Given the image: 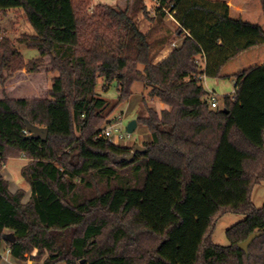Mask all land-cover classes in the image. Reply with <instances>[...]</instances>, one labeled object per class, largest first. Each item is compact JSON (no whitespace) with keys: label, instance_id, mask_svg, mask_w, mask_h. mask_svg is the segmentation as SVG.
<instances>
[{"label":"trees","instance_id":"trees-1","mask_svg":"<svg viewBox=\"0 0 264 264\" xmlns=\"http://www.w3.org/2000/svg\"><path fill=\"white\" fill-rule=\"evenodd\" d=\"M167 1L156 15H174L181 42L154 62L165 44L154 47L128 8L102 3L86 15V0H0L1 13L22 10L34 32L0 36V250L12 259L264 264V206L251 201L264 182V0ZM16 46L39 56L25 61ZM202 77L233 79L235 92L212 109ZM98 79L115 85L119 104L140 82L167 106L138 117L149 139L131 159L134 146L100 136L108 103ZM27 124L46 138H31ZM9 159L24 160L25 202L1 174ZM99 180L103 193L80 196ZM227 213L245 218L218 246L211 237Z\"/></svg>","mask_w":264,"mask_h":264},{"label":"rangeland","instance_id":"rangeland-1","mask_svg":"<svg viewBox=\"0 0 264 264\" xmlns=\"http://www.w3.org/2000/svg\"><path fill=\"white\" fill-rule=\"evenodd\" d=\"M88 4L86 6H83V11L82 13L86 15H90L94 13L96 10V6L98 4H107L110 5L113 8H116L117 10H124L128 8V15L132 13L133 10V3L134 0H86ZM142 3H137L135 5V9L132 16L134 17V22H136L138 29L143 32L144 34L147 35L148 39L150 42L154 43V47L158 48L159 45L165 44L164 45V50L167 49H173L177 45L180 44L181 38L177 35V25L176 21L174 19L173 14H167L166 18L163 21H159V16L156 15V8L159 7L160 5V0H142ZM169 2V0L167 1ZM169 4V3H168ZM144 8V9H140ZM166 8V5L163 6V9ZM139 9V10H138ZM20 10V9H19ZM165 12H167V9H165ZM18 13V12H17ZM14 14L12 17L13 21L19 20L18 15L21 13V10L19 14ZM21 15V14H20ZM25 27L23 32L24 34H33V29L31 26L24 21L23 18L19 20ZM4 25V19L2 16H0V27ZM14 29V28H13ZM9 29V32L6 33L7 30L2 31L0 29V36H8L10 38H13L15 35L18 34L17 29ZM120 30L117 28L112 29L113 34H119ZM20 34V33H19ZM14 39V38H13ZM170 47V48H169ZM18 49L24 59L26 61L32 60L37 58L38 52L35 49H29L26 48L25 46H18ZM159 52V54L155 57L154 62H160L158 60V57L161 55L163 52ZM140 69H142V66H139ZM54 75H49L48 78L46 79V86H44V92L48 87L50 86V81L48 80ZM98 81V87H97V93L99 94V97L106 99L107 101V107L104 111V117L107 119L105 122H103L102 129L107 125V124H113L114 122H117L122 120L121 122V128L122 131H126V126L127 124L135 120L137 122L138 117L145 116L147 115V112H145L146 107L155 109L158 113H160V103L156 98H151L148 96L149 89L146 88L142 83L136 82L132 88H131V98L127 102L118 103V96L116 92V87L115 85H109L107 90H103L102 88V81L100 79ZM202 84L206 88L209 94V100L211 97L217 98L218 104L215 109L218 107H221V97L223 95H232L233 89H234V82L232 80H223V79H213V78H204L202 77ZM42 93V96H45V93ZM137 129L135 132L130 134L129 139H123L122 142H117L113 141L111 142L112 144L116 146H129L134 148L136 146H142V142L145 140L149 139L148 132L146 128H144L141 125H138L137 122ZM24 160L23 159H9L6 164H4V167L2 169L4 176L7 177V179L10 182L11 189L15 188H26L21 176H20V168L23 165ZM1 171V172H2ZM121 177L128 178L130 180H133V177L131 176L129 171H122L119 173ZM123 177V178H124ZM113 185H121L119 184L118 180H114ZM106 189V184L99 180L98 182H94V186H92L90 189L87 187H80L77 191L80 194V196H83V198H91L92 196H95L96 194L103 193V191ZM253 192H252V198L251 201L253 205L256 208H261L264 206V182H261L259 184H256L253 187ZM28 198V193L27 196L24 199V202ZM245 216L239 213H227L223 215L222 217L219 218L216 227L213 231L212 237L213 238V243L218 245V246H228L229 245V240L226 237V231L235 226V224L241 222L244 220ZM154 243L148 242L146 246L148 245H153ZM143 245L142 249L146 247ZM146 247V248H147ZM2 257L5 259L1 260L0 264H42L43 260L40 262H18L14 259H12L9 254H2ZM64 264V263H60ZM79 264V263H77Z\"/></svg>","mask_w":264,"mask_h":264},{"label":"crops","instance_id":"crops-1","mask_svg":"<svg viewBox=\"0 0 264 264\" xmlns=\"http://www.w3.org/2000/svg\"><path fill=\"white\" fill-rule=\"evenodd\" d=\"M18 12V13H17ZM19 12H20V10L19 9H10V10H8V11H6V12H4V13H1L0 12V16H2V18L4 19V25L2 26V27H0V29L2 30V31H4V30H7L6 31V33L7 32H9V29H17L18 30V34L17 35H15L13 38H10V37H8L7 35H6V37H8L9 39H11V40H15L17 37H19L20 35H22V34H24L23 32H21V31H23L24 30V28L26 29V27L19 21V20H21V18H23V12H22V10H21V15L19 14ZM19 14L18 15V19L19 20H16V21H13L12 20V17L11 16H13L14 14ZM24 19V18H23ZM24 21H25V19H24ZM26 22V21H25ZM14 29H13V31H14ZM20 33V34H19ZM33 34H34V32H33ZM27 35H32V34H27ZM17 47V49H18V46H16ZM19 50V49H18ZM164 50V49H163ZM162 50V51H163ZM172 51V49H169V52L167 53V55L170 53ZM20 52V51H19ZM166 58V57H165ZM165 58H162V59H160L159 61H162L163 59H165ZM26 61V60H25ZM232 81L233 82H235L233 79H232ZM206 89V88H205ZM224 96V95H223ZM160 106V111L161 110H164V109H167V106L166 105H164L163 103H160L159 104ZM1 174H2V176L6 179V180H8L7 179V177H5L4 176V173H3V171L1 172ZM9 181V180H8ZM9 189H10V191L11 192H15L16 190H18V189H24L27 193H28V197L30 196V194H29V190L27 189V188H15V189H11V185L9 184ZM28 199V198H27ZM8 250V249H7ZM7 250L6 249H4V247H3V249L2 250H0V254H1V257H2V254L4 255H6L7 254ZM10 256V255H9ZM2 259H5V258H3L2 257Z\"/></svg>","mask_w":264,"mask_h":264},{"label":"built area","instance_id":"built-area-1","mask_svg":"<svg viewBox=\"0 0 264 264\" xmlns=\"http://www.w3.org/2000/svg\"><path fill=\"white\" fill-rule=\"evenodd\" d=\"M234 92H235V88L233 89L232 93L234 94ZM217 104H218L217 98L212 96L210 99L211 108L215 109L217 107ZM121 122L122 120L119 119V121L114 122L113 124H107L101 131L100 136L104 138H108L110 142L116 141V143L122 142L123 139H129L130 134L122 131ZM22 132L25 135H29V132L26 129H24ZM7 254H9V250H7Z\"/></svg>","mask_w":264,"mask_h":264},{"label":"water","instance_id":"water-1","mask_svg":"<svg viewBox=\"0 0 264 264\" xmlns=\"http://www.w3.org/2000/svg\"><path fill=\"white\" fill-rule=\"evenodd\" d=\"M26 127L31 133L30 135L31 138H40V139L46 138L47 133L45 130L34 127L30 124H27ZM136 127H137V122L135 120L130 121L126 126L127 133L132 134L137 129ZM144 151H145V148L138 145L133 149L128 159H131L136 153L144 152ZM251 240H252V237H249L245 242L238 244L239 249L246 250Z\"/></svg>","mask_w":264,"mask_h":264},{"label":"bare ground","instance_id":"bare-ground-1","mask_svg":"<svg viewBox=\"0 0 264 264\" xmlns=\"http://www.w3.org/2000/svg\"><path fill=\"white\" fill-rule=\"evenodd\" d=\"M170 48V47H169ZM169 52V49L163 51L161 55L158 57V60L167 57V53ZM156 59V58H155Z\"/></svg>","mask_w":264,"mask_h":264}]
</instances>
